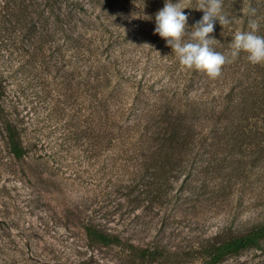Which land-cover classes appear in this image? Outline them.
I'll list each match as a JSON object with an SVG mask.
<instances>
[{
    "label": "rangeland",
    "instance_id": "obj_1",
    "mask_svg": "<svg viewBox=\"0 0 264 264\" xmlns=\"http://www.w3.org/2000/svg\"><path fill=\"white\" fill-rule=\"evenodd\" d=\"M33 1L41 2L38 14H30L36 22L50 9L44 0ZM47 2L65 18L90 11H76L63 0ZM16 27L0 43V264H204L177 255L130 261L125 249L87 240L83 222L170 251L199 248L264 223V140L244 144L241 134L252 133L246 127L235 131L232 145L222 146L215 159L175 162L172 171L157 170L154 179L149 169L135 176L122 169L114 181L109 166L102 169L92 158L88 140L61 138L73 129L67 124L77 110L75 49L57 48L56 38L33 56L20 47ZM14 108L26 131L40 140L19 160L5 129L6 122L14 127ZM134 177L155 191L114 190ZM166 181L170 187L158 189ZM218 264H264V243L263 249H245Z\"/></svg>",
    "mask_w": 264,
    "mask_h": 264
},
{
    "label": "trees",
    "instance_id": "obj_2",
    "mask_svg": "<svg viewBox=\"0 0 264 264\" xmlns=\"http://www.w3.org/2000/svg\"><path fill=\"white\" fill-rule=\"evenodd\" d=\"M63 1L76 11H90L65 18L44 0L50 10L44 19L34 22L30 14H38L41 2L0 0V43L5 39L4 32L16 23L20 47L33 56L41 55L46 43L58 39L61 43L57 48L75 49L77 110L67 124L73 129L69 135L63 132L61 138L88 140L92 158L102 169L109 166L112 180L122 169L134 176L149 169L154 179L157 170L172 171L175 162L215 159L222 146L232 145L235 131L246 127L252 133L241 134L244 144L264 140V63L254 65L247 53L241 52L215 79L185 68L154 32L155 14L165 0ZM196 5L197 0H192L191 6ZM250 8L255 9L254 16L245 15ZM182 11L188 15L186 31H190L203 12L189 8ZM223 14L229 23L222 27L217 20L210 35L217 40L214 50L229 59L235 33L249 31V20L258 22L257 34L264 36V0H223ZM143 15L151 19L133 17ZM3 96L0 72V110ZM71 97L68 95V99ZM5 129L15 159L29 156L30 148L37 149L39 138L26 131L15 108L14 127L6 122ZM135 179L125 187L115 184L114 190L126 188L127 195L155 191ZM170 185L160 182L158 189ZM140 187L143 189L139 191ZM83 229L90 242L125 249L130 261L143 263L177 255L218 264L245 249H263L264 243V223L232 238L184 251H170L165 245H137L122 232L90 222H83Z\"/></svg>",
    "mask_w": 264,
    "mask_h": 264
},
{
    "label": "clouds",
    "instance_id": "obj_3",
    "mask_svg": "<svg viewBox=\"0 0 264 264\" xmlns=\"http://www.w3.org/2000/svg\"><path fill=\"white\" fill-rule=\"evenodd\" d=\"M191 4L192 0H177L176 3L165 0L163 8L155 14L154 32L171 47L182 66L215 79L221 75L223 66L234 62L241 52L247 53L248 61L254 65L264 63V36L257 34L259 24L256 20H249V31L235 33L229 59V56L214 50L217 40L210 35L217 20L222 27L229 23L223 14V0H197L195 7ZM185 8L203 12L190 31H186L188 15L182 11ZM245 15L254 16L255 9H246ZM133 17L151 19L147 15Z\"/></svg>",
    "mask_w": 264,
    "mask_h": 264
}]
</instances>
